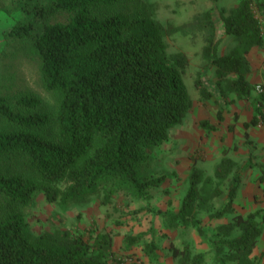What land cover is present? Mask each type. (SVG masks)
Instances as JSON below:
<instances>
[{"label":"trees","instance_id":"1","mask_svg":"<svg viewBox=\"0 0 264 264\" xmlns=\"http://www.w3.org/2000/svg\"><path fill=\"white\" fill-rule=\"evenodd\" d=\"M44 4L37 8L39 15L34 11L31 19L16 23L9 32L30 40L39 57L42 85L54 95L56 105L50 114L33 111L39 104L37 96H22L15 105L0 92V116L12 124L0 129V195L26 205L41 191L46 201L60 207L84 201L99 190L105 200L114 193L143 197L145 189L160 179H143L141 163L192 105L182 78L187 55L166 51L167 26L150 17L141 0H46ZM252 5V0H238L227 11L211 7L186 22L169 25L185 34L195 29L207 33L202 56L212 66L214 92L201 77L194 85L202 98L218 102V122L226 90L238 98L252 97L246 54L264 45ZM255 5L264 12V0H255ZM60 10L68 12L67 20H47ZM223 35L234 44L218 54ZM253 99L254 112L245 128L259 122L256 103H263L264 92ZM199 125L214 131L218 124L201 119ZM243 136L248 141L246 129ZM213 178L211 197L220 196V183L229 182L219 206L208 214L209 222L229 219L202 223L193 214L202 196L199 172L193 167L178 210L161 214L173 223L193 226L208 250L193 251L187 242L180 247L171 243V256L179 264H203L207 256L212 264H262L264 253L255 249L264 231V206L245 214L235 211L241 167L230 157L218 161ZM138 238L129 236L127 243ZM112 245L109 231H97L89 239L67 231L34 235L20 212L0 218V264H123ZM153 249L148 243L143 252L151 255Z\"/></svg>","mask_w":264,"mask_h":264},{"label":"rangeland","instance_id":"2","mask_svg":"<svg viewBox=\"0 0 264 264\" xmlns=\"http://www.w3.org/2000/svg\"><path fill=\"white\" fill-rule=\"evenodd\" d=\"M45 2L46 0H0V92L15 105L22 96H37L39 104L31 110H42L50 114L56 105V99L42 85L39 57L30 40L15 37L9 32L16 23L31 19L34 11L39 15L37 8L43 7ZM237 4L238 0H141L147 14L167 26L163 34L166 51L184 52L187 55L188 63L182 78L192 100L191 108L169 130L167 139L153 148L140 165V176L143 179L159 178L157 185L147 187L141 198L114 193L105 200L99 190L84 201L67 207L46 201L41 191L35 192L26 205L9 202L0 195V218L10 211H18L24 216L29 231L34 235L46 231H67L72 234L82 233L89 239L97 231H109L113 236L112 250L123 264H179L171 256V243L180 247L187 242L193 251L208 250V244L193 226L173 223L168 220V215L161 214L163 211L178 210L188 188V178L193 167L199 172V187L202 192L193 214L202 223L209 222L208 214L219 206L225 196L228 180L220 183L219 187L223 191L220 196L210 195L215 183L213 170L223 156L230 157L237 167H241L240 186H243L237 190L236 197L240 194L241 198L233 203L235 211L239 212L240 208L247 205L245 197H250L246 194L251 193L247 185L253 186L257 191L254 193L255 208L264 206V174L262 176L261 173V165H264L261 163L264 152V121L259 120L257 124L247 128L243 126L244 121L250 120L254 112L256 101L253 97L260 94L255 90L256 84L264 88V45L252 47L246 54L250 66L247 75L258 78V81H250L254 87L252 97L238 98L233 91L226 90L222 119L218 122V102L213 97L202 98L194 85L195 79L201 77L203 83L214 92L213 69L202 56L207 33L202 29H195L185 34L169 27L186 22L211 7L227 11ZM252 4L264 37V12L257 8L255 0H252ZM68 17V12L60 10L49 15L47 20L65 21ZM233 44L230 36L223 35L218 42L217 53L227 52ZM256 106L260 111L264 101L261 104L257 102ZM259 111L256 113L257 117ZM201 119L217 123V129H203L199 125ZM11 126L7 119L0 116V129ZM245 129L249 133L248 141L243 136ZM228 219L229 217L221 218L209 223ZM129 236L139 238L129 244L126 239ZM260 242L259 239L255 251L264 253ZM148 243L154 247L151 255L143 252ZM206 258L203 264H212L209 257ZM262 258L264 264V256Z\"/></svg>","mask_w":264,"mask_h":264},{"label":"crops","instance_id":"3","mask_svg":"<svg viewBox=\"0 0 264 264\" xmlns=\"http://www.w3.org/2000/svg\"><path fill=\"white\" fill-rule=\"evenodd\" d=\"M250 75V74H249ZM249 75H246V78L248 79V81L250 82V81H258V78H250V76ZM251 79V80H250ZM244 122H247V121H244ZM261 163H263L264 164V152H263V160H262V162ZM261 168H264V165H261ZM249 182V181H248ZM257 185V184H256ZM243 185H241L240 187H239V189L242 187ZM247 188L248 189H250L251 190V193H247L246 195H250V197H248V196H246L245 197V201H246V207L244 208V206H243V208H240V210H239V212L240 213H242V214H245V213H247V212H249V211H251V210H253L254 208H255V202H254V200H255V195H254V193H255V191L256 190H254V188H253V186H251V185H247ZM257 192V191H256ZM240 198H241V196H240V194H239V197L237 196L236 198H235V201H239L240 200ZM236 202V204H238ZM260 243H261V246H263V248H262V250L264 251V231H263V233L261 234V237H260ZM259 243V244H260Z\"/></svg>","mask_w":264,"mask_h":264},{"label":"built area","instance_id":"4","mask_svg":"<svg viewBox=\"0 0 264 264\" xmlns=\"http://www.w3.org/2000/svg\"><path fill=\"white\" fill-rule=\"evenodd\" d=\"M255 90L259 93L264 92V88L260 85V84H256L255 86ZM259 120L264 121V106L261 108V110L259 111L258 117Z\"/></svg>","mask_w":264,"mask_h":264}]
</instances>
